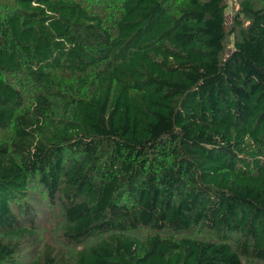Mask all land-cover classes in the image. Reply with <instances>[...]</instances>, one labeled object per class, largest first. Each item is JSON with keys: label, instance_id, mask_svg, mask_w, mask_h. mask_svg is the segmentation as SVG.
<instances>
[{"label": "trees", "instance_id": "obj_1", "mask_svg": "<svg viewBox=\"0 0 264 264\" xmlns=\"http://www.w3.org/2000/svg\"><path fill=\"white\" fill-rule=\"evenodd\" d=\"M0 0V264H264V0Z\"/></svg>", "mask_w": 264, "mask_h": 264}, {"label": "rangeland", "instance_id": "obj_2", "mask_svg": "<svg viewBox=\"0 0 264 264\" xmlns=\"http://www.w3.org/2000/svg\"><path fill=\"white\" fill-rule=\"evenodd\" d=\"M234 0H228L229 3V8L227 9V15H228V20L231 17V13L233 12V5H234Z\"/></svg>", "mask_w": 264, "mask_h": 264}]
</instances>
